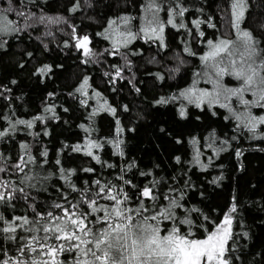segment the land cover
Segmentation results:
<instances>
[{
    "label": "trees",
    "instance_id": "obj_1",
    "mask_svg": "<svg viewBox=\"0 0 264 264\" xmlns=\"http://www.w3.org/2000/svg\"><path fill=\"white\" fill-rule=\"evenodd\" d=\"M232 3L0 0V13L11 21L0 32V131L7 130L0 137V168L5 169L0 180L24 189L0 203V261L13 264L30 235H43L20 227L14 234L4 233L6 221L18 216L32 221L48 211L60 214L56 203H81L87 211L82 196L96 198L94 182L99 180L123 188L133 208L139 206L140 191L151 187L156 199H144L146 215L168 205L166 197L175 199L182 205L176 216L192 221L182 230L197 238L206 235L205 229L215 230L235 205L226 258L230 264H264V124L250 131L249 109L236 97L225 101L221 96L212 104L208 98L197 106L196 97L180 96L194 87L213 89L215 70L201 60L208 40L238 44V33L249 31L264 49V0H245L238 28L233 27ZM180 8L187 10L168 24L172 10ZM193 21L201 23L197 27ZM85 35L92 52L87 57L76 47ZM229 59L221 54L219 66L227 67ZM45 66L48 70L38 71ZM85 77L88 83L81 88ZM220 80L232 88L241 83L228 74ZM244 96L258 99L249 92ZM161 98L165 102L157 103ZM226 102L233 111L220 106ZM250 112L258 117L264 108L254 105ZM17 120L32 121V126ZM91 142L100 147H89ZM22 156L33 158L22 165L23 172L14 167ZM161 226L171 227V222ZM11 235L16 239L7 238ZM35 255L27 252L23 259ZM73 256L64 253L59 259L67 264Z\"/></svg>",
    "mask_w": 264,
    "mask_h": 264
},
{
    "label": "snow or ice",
    "instance_id": "obj_2",
    "mask_svg": "<svg viewBox=\"0 0 264 264\" xmlns=\"http://www.w3.org/2000/svg\"><path fill=\"white\" fill-rule=\"evenodd\" d=\"M151 6L150 4L149 7ZM245 6V0H233L231 5L233 27L238 28L239 21L244 15ZM186 10L180 8L177 12L173 9L167 23L173 24L172 16H183ZM10 11L14 10L10 9ZM18 14L24 15L23 13ZM122 19L126 24L128 23L129 18ZM0 20L4 21L0 23V32L6 31L7 25L11 21H7L3 13H0ZM152 22L148 21V24L151 25ZM113 23L115 21H110V24ZM193 23L198 27L201 21H193ZM209 26L214 27L211 24ZM150 30L154 34L157 32L155 28ZM141 31H145V29H141ZM163 31V25H160L159 33L162 34ZM127 35L133 36L131 32H128ZM200 35L203 36V32ZM156 38L163 42L162 35H157ZM237 39L240 41L239 44L237 41L226 38L216 42L207 41L208 51L201 56V60L205 62L206 66L215 70L216 79L213 81V90L211 92L200 90L195 102L199 106L205 97L211 98L210 104L219 103L221 96L225 101L236 97L239 104L249 109L247 126H250L251 131L255 130L258 124H264V115L257 117L250 112L254 105L264 108V103H261L264 102V55H262L264 49L257 47L259 42L253 38L249 31H240ZM88 43L89 37L85 35L78 39L76 45L78 49H83L86 57L92 55ZM221 54H226L230 58L231 71L228 67L219 66L222 60L218 61L217 58L221 57ZM237 55L240 59L239 64L235 59H231ZM209 61L212 63L208 64ZM46 70H48V66L38 71L43 73ZM119 74V70H117V75ZM225 74L234 76L241 81L240 86L232 88L223 85L220 77ZM87 83L88 78L85 77L81 88ZM194 91V89H187L181 92L180 96L191 99V94ZM246 92L258 99H246L244 96ZM164 102L163 98L157 101V103ZM220 106L229 108L230 112L233 111L227 102ZM112 111L115 112V109ZM181 115H184L183 111ZM37 119L42 118L37 117ZM236 119L240 120L241 116L236 115ZM16 123L32 126V121L17 120ZM6 132L7 130L0 131V137L5 136ZM21 147L27 149L28 146L22 145ZM89 147H100V145L91 142ZM74 150L80 151V146H76ZM87 154L92 155L90 151ZM43 155L46 156L47 152ZM237 155L239 156L240 153L237 152ZM32 160L31 156L28 157V160L22 156L14 167L23 172L22 165H26ZM3 171L5 169L0 168V172ZM85 171L93 170L86 169ZM62 178L66 179V177ZM94 183L98 187L96 198L82 196V203L87 205V211L82 209L81 203H69L68 206L56 203L53 207L60 209V214L48 211L46 214L37 213V219L32 221L27 216H18L13 221H6L8 226L2 229L4 233L14 234L17 227L30 234L43 233V235L32 234L26 240L25 237H20L21 240H25V243L18 249L20 257L13 264H65V261L59 259L64 253H74L73 259L67 264H230L226 253L229 251L228 240L232 236L231 215H225L221 224L216 225L215 230L205 229L206 235L203 238H197L191 230H182L181 225L191 226L192 221L187 217L179 219L176 216L175 209L182 205H179L175 199L166 197L169 200L168 205L160 207L154 214L146 215L145 213L149 209L145 206L144 199H156L151 187L145 186L140 191L139 206L133 208L129 206L131 197L123 188L117 189L115 185L111 184L102 185L99 180ZM16 192L23 193L24 189L17 188L15 185L10 187L9 181L0 180V203L11 201ZM25 199H27L26 196ZM98 199L106 200L109 203L100 204ZM235 210V205H233L231 211ZM3 219V216H0V220ZM16 221L20 223L16 224ZM164 221H170L171 227H162ZM26 225L30 226L25 228ZM7 238L16 239L15 235ZM27 252L36 255L29 259H23ZM0 264H10V261L3 260L0 261Z\"/></svg>",
    "mask_w": 264,
    "mask_h": 264
},
{
    "label": "rangeland",
    "instance_id": "obj_3",
    "mask_svg": "<svg viewBox=\"0 0 264 264\" xmlns=\"http://www.w3.org/2000/svg\"><path fill=\"white\" fill-rule=\"evenodd\" d=\"M240 43V41L238 42V44ZM236 61H237V64L238 63H240V59H235ZM227 63V67L229 68V70H231V65H228V63H229V61L228 62H226ZM194 93L193 94H191V97H196L197 95H199V92H200V90L197 88V87H194ZM213 90V89H212ZM212 90H210L209 92H211ZM208 91V90H207ZM208 98H210V97H205L204 98V100H206V99H208ZM225 215H231V211H228V212H226V214ZM224 215V216H225ZM223 216V217H224ZM231 218H232V216H231ZM224 219V218H223ZM223 219L219 222V224H221V222L223 221ZM219 224H217V225H219Z\"/></svg>",
    "mask_w": 264,
    "mask_h": 264
}]
</instances>
